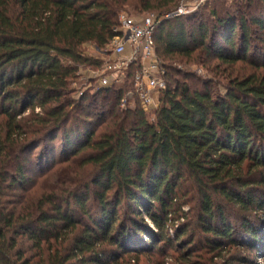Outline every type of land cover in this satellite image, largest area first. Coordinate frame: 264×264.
Returning <instances> with one entry per match:
<instances>
[{
  "label": "trees",
  "instance_id": "16d2710c",
  "mask_svg": "<svg viewBox=\"0 0 264 264\" xmlns=\"http://www.w3.org/2000/svg\"><path fill=\"white\" fill-rule=\"evenodd\" d=\"M128 1L0 0V264H139L140 254L149 259L187 233L192 222L174 238L164 231L171 213L190 202L208 251L182 264H232L225 250L239 248V238L264 245L255 222L264 223V58L221 92L168 63L196 50L229 65L247 61V20L264 41V0L238 18L213 8L209 27L202 13L157 25L166 85L151 118L138 104L120 108L134 66L122 85L82 95L71 88L81 67L103 64L81 47L105 50ZM179 1L132 5L163 16ZM58 134L66 174L32 181L29 170L40 176L54 162ZM38 147V158H28ZM187 251L177 257L194 250Z\"/></svg>",
  "mask_w": 264,
  "mask_h": 264
},
{
  "label": "rangeland",
  "instance_id": "374dc122",
  "mask_svg": "<svg viewBox=\"0 0 264 264\" xmlns=\"http://www.w3.org/2000/svg\"><path fill=\"white\" fill-rule=\"evenodd\" d=\"M182 1L189 2L192 0H180L176 7L174 9H171L170 11H167L164 13L168 14L172 11L176 10L181 4ZM251 4L250 6L248 4ZM135 4V0H129L127 2V5L119 11V13H125L126 15L130 17L140 18L143 15L147 14H159L157 10H149V11H143L141 12L139 8L134 9L133 5ZM140 5V4H139ZM260 3L258 0H209L206 5H202L198 7L193 12L187 14L193 15L194 13L201 14L203 16V20L206 23L207 27H209L212 21V17L209 14V11L213 8H216L218 10V13L223 11L222 15L229 14L231 17L235 16V18H238L240 16L241 11H247L250 12V10L259 9L260 10ZM163 15V14H162ZM247 26L251 28L252 34L250 39V46L248 48L246 57L247 61L244 62H236L233 65H229L226 63H222L218 61L214 56L206 57L203 52H200V50H196L192 57L190 58H180L175 57L173 60L168 61L169 65L175 67L176 69H179L181 71L187 72L189 74L195 75L196 77L200 78L201 80L205 81H211L212 82V89L214 92H221L224 90V88L229 83V80L232 78H241L243 76L253 74L256 72L254 64H251L250 62L254 61L261 62L264 58V41L259 37V32L256 30V28L247 20ZM239 29H235V37L233 39L234 45L236 48H238L239 45ZM83 53L87 56H90L95 59H108L111 57L108 47H106L105 50H98L92 43H86L81 47ZM79 76L75 83L71 85V88L75 90V95H79V93L82 91L80 95H82L84 92H95V86L98 83L99 80V72L97 69H94L92 67H81L79 69ZM97 74V75H96ZM110 87V86H109ZM74 94V92H73ZM158 98V95H157ZM112 100V99H111ZM35 113H42V110L39 107H36L34 110ZM31 109L28 108L24 110L23 114L20 115L17 119L20 120L22 118H26L30 115ZM149 117L152 116L148 113ZM2 117L0 116V136H3L4 134V122H2ZM99 132V131H98ZM54 151H55V160L54 162H50L48 166L44 170V174L39 175H33L31 173V170L27 172L29 176H31L32 181L40 182L47 174V172H54L55 175L61 176L63 174H66L65 168L68 166L69 162L63 163L62 155L60 154L61 151V138L58 134L56 139L52 142ZM83 154V153H81ZM81 154H79L81 156ZM40 155V147H38L36 150H33L30 152L27 157L31 159H37ZM79 156V157H80ZM59 174V175H58ZM52 179H54V176ZM31 181V182H32ZM29 184V183H28ZM31 184V183H30ZM29 184V185H30ZM88 205L90 208H92L94 205L92 201L89 200ZM194 203L190 202L187 205H184L182 207V212H172L169 216V221H167V226L165 227V233L171 237L174 238L176 235V232L183 228L184 225L187 223H191V226H188L187 233L183 235V237H180L178 241L173 239L172 248H169V246L161 244V251H155L154 254L147 259V255L140 254V263L139 264H182L187 260V257L190 258V261H198L197 258L199 254L206 253L207 248L205 249L203 245V241H201V238H204L202 233L198 228H195L194 222H193V216L195 213ZM144 221L148 224V226L152 229L154 233H156V229L152 227V224L150 223L147 216H143ZM256 220V219H254ZM231 222L233 225L236 224V219H232ZM256 227L260 230H262L261 233H259V237L264 241V223L257 219ZM237 228V227H236ZM238 230V229H237ZM190 235L194 238L193 243L190 244ZM239 236V234L237 233ZM237 236V237H238ZM240 237V236H239ZM260 239V240H261ZM145 240V239H144ZM242 245L239 248L233 247V248H227L225 251L229 254H226L225 251L223 254H226L227 257L229 255L233 256L234 259L237 260H229L232 264H264V257H260L264 255V245L260 244L257 241L253 240H238ZM146 243V242H144ZM183 243V244H182ZM182 244V245H181ZM188 244V246H187ZM186 253V250L193 251V253L189 256H186L184 258L177 257L180 249H182ZM259 248V252L256 256V250ZM208 251V250H207ZM211 253L209 254V256ZM177 258V259H176ZM133 264V263H131Z\"/></svg>",
  "mask_w": 264,
  "mask_h": 264
},
{
  "label": "built area",
  "instance_id": "2783aa9c",
  "mask_svg": "<svg viewBox=\"0 0 264 264\" xmlns=\"http://www.w3.org/2000/svg\"><path fill=\"white\" fill-rule=\"evenodd\" d=\"M206 1H182L176 10L163 16L147 14L135 18L119 13L118 26L114 28L116 34L107 45L111 57L102 59V66L97 69L100 76L95 90L122 85L128 69L134 66L136 71L131 79V88L121 98L120 108H134L138 104L143 111L153 115L158 106L157 95L166 85L164 68L154 47L155 29L163 20L187 15Z\"/></svg>",
  "mask_w": 264,
  "mask_h": 264
}]
</instances>
